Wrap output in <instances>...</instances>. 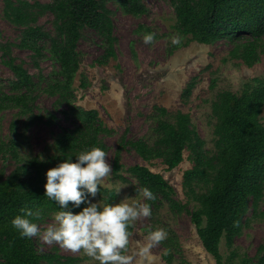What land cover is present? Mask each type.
Returning <instances> with one entry per match:
<instances>
[{
    "label": "trees",
    "instance_id": "obj_1",
    "mask_svg": "<svg viewBox=\"0 0 264 264\" xmlns=\"http://www.w3.org/2000/svg\"><path fill=\"white\" fill-rule=\"evenodd\" d=\"M129 14L145 12L142 0H116ZM179 31L190 35L192 40L209 44L217 39L240 43L232 51L233 57L253 65L262 51L264 36V0H173ZM5 18L24 28L19 43L37 53L41 43L48 44V51L59 66V82L53 88L64 94L71 89L80 68L78 43L82 31H95L105 43V56L114 57L113 21L111 11L104 0H50L47 3L29 0H3ZM50 14L52 33L46 32L37 23L40 17ZM4 65L13 78L6 84L0 83V113L12 107H19L25 114H33V101L37 84L32 75L11 55V44H0ZM160 115L154 128L152 144L142 139L125 140L121 147L130 146L146 161L161 159L168 170L176 168L184 160L188 149L194 162L191 169L183 173L184 182L193 193L194 209L175 200V189L162 174L148 167L134 165L128 172L135 177L139 186L148 188L155 199L150 203L166 200L172 209L186 210L191 223L215 264H230L237 257L232 250L224 261L220 253L222 240L232 248L235 238L241 234L252 208L257 211L264 196V123L261 114L264 109V77H255L243 84L239 93L221 91L213 101L211 109L215 118L213 134L214 153L206 155L204 141L192 127L188 113L176 112L169 117L167 110L158 107ZM77 123L57 135L54 154L47 158H23L17 145L11 148L16 165L6 176L0 173V264H80L77 257H67L57 252L42 253L35 246V239L21 238L13 229L11 220L22 215L21 209L41 210L45 218L58 211L55 201L44 196L45 173L63 160V156L100 147L106 151L101 136L108 133L96 109L72 108ZM121 165L115 159L113 171L118 173ZM119 177L123 179L120 175ZM202 187L196 191L195 186ZM194 186V187H193ZM105 196L111 203L115 198L113 190L101 188L96 196ZM90 199V197H89ZM86 205L72 208L80 211ZM71 207V205H70ZM38 222V223H39ZM131 228L129 232L131 233ZM238 264H264V254L257 263L241 257Z\"/></svg>",
    "mask_w": 264,
    "mask_h": 264
},
{
    "label": "rangeland",
    "instance_id": "obj_2",
    "mask_svg": "<svg viewBox=\"0 0 264 264\" xmlns=\"http://www.w3.org/2000/svg\"><path fill=\"white\" fill-rule=\"evenodd\" d=\"M29 1L47 3L50 0ZM104 1L111 11L116 38L115 56L104 57V41L95 31L83 29L78 43L80 68L70 91L62 94L58 88L52 89L60 80L59 66L48 51V44L41 43L39 53L19 47L24 28L5 18L3 0H0V44H11V55L27 69L37 84L33 114H25L19 107L0 113V145L3 142L5 148L14 143L21 159L47 158L54 154L57 135L76 125L72 108L96 109L108 129V133L101 136V141L106 145V159L112 167L111 176L103 181V188L115 193L111 204L131 197L151 207V215L140 217L131 227L129 245L124 253L132 258L131 264H215L214 258L204 250L190 214L186 210L172 209L166 200L156 204L146 201L143 189L128 172L129 167L142 165L162 174L175 189L174 199L191 210L196 203L183 177L184 171L194 164L191 152L186 149L184 160L176 168L168 170L159 158L146 161L130 146L121 147V140L142 139L152 144L154 128L160 117L157 108L163 107L170 118L176 112L188 113L192 127L204 141V153L212 155L216 121L212 115V103L219 92L239 93L245 82L264 77V36L259 59L248 66L232 55V51L239 48V41L217 39L204 44L182 34L178 29L173 0H142L145 12L138 15L127 13L116 0ZM37 24L46 32H53L50 14L40 17ZM146 33L155 34L152 44L143 42ZM177 34L181 43L172 45L170 39ZM12 78L13 74L4 65L0 52V83L6 84ZM261 121L264 123V109ZM9 149L0 155L2 176L9 174L17 163ZM117 157L121 169L115 173L113 165ZM201 188L199 183L195 186L196 191ZM89 200L106 203L103 195ZM53 214L38 223L41 231L51 222ZM247 217L233 247L228 248L224 240L220 244L224 261L232 250L237 252L238 257L230 264H238L241 257L257 263L264 254V196L255 214L251 208ZM158 228L167 231V238L142 256L140 250L147 243L148 234ZM34 239L36 248L42 253L55 251L63 256L79 258L80 264H97L82 252L74 253L55 244H46L39 236Z\"/></svg>",
    "mask_w": 264,
    "mask_h": 264
},
{
    "label": "clouds",
    "instance_id": "obj_3",
    "mask_svg": "<svg viewBox=\"0 0 264 264\" xmlns=\"http://www.w3.org/2000/svg\"><path fill=\"white\" fill-rule=\"evenodd\" d=\"M154 40V33L143 36L145 44H152ZM170 42L179 45L181 38L174 35ZM74 155V162L72 155L63 156L60 163L45 173L44 196L55 201L59 209L52 215L51 222L41 231L38 222L43 219L42 211L23 208L22 215L11 220L13 229L21 238L39 236L46 244H55L74 253L82 252L97 264H131L132 258L124 254L129 245V229L140 217L151 215L150 205L131 197L115 204H101L100 200L91 202L89 197H95L104 186L103 181L111 176L112 167L100 147ZM142 195L146 201L155 199L148 188L143 189ZM82 204L86 206L80 211L71 210ZM167 235L163 228L150 231L140 254L147 255Z\"/></svg>",
    "mask_w": 264,
    "mask_h": 264
}]
</instances>
